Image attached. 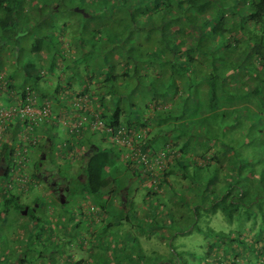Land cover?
<instances>
[{
	"label": "trees",
	"instance_id": "obj_1",
	"mask_svg": "<svg viewBox=\"0 0 264 264\" xmlns=\"http://www.w3.org/2000/svg\"><path fill=\"white\" fill-rule=\"evenodd\" d=\"M41 1L42 6L39 0H0V40L13 44L8 51L10 60L5 64H1L0 60V102L17 113L7 123V142L0 153V163L4 161L6 166L11 164L5 175L0 176V215L17 212L21 208L19 197L12 192L13 187L5 185L9 176L17 171L30 173L33 155L44 148L42 143L51 144L52 138L45 136L46 130L42 131V127L57 124L65 118L58 110L81 107L85 117L99 119L104 124L92 131L95 134L103 130L105 141L109 142V146L96 145L97 150L93 149L83 157L82 179H79L82 185L77 193L85 200L99 203L96 202L97 198L101 199L106 191L108 198L118 193V189L114 190L113 182L104 183L107 177L104 169L114 166L118 159L134 176H145L143 182L150 184L149 195H160L161 201L164 200L165 204L171 202L174 208L179 207L176 202L173 199L167 201L162 196L164 186L175 191L173 177L179 176L185 180L193 177L194 184L186 192L193 196L194 206L191 210L196 220L205 216L210 225L211 218L221 215L229 225H238L229 232L208 226L215 243L208 246L207 263L242 264L244 258L249 262L255 260L256 264H264V197L261 192V179L264 176L261 174V163L264 156L260 158L264 153V0H90L92 5L97 4L103 16V28L98 29L97 33L104 32L111 38L96 42L99 49L88 47L75 34L70 37L59 35L52 39L37 32L30 38L31 29L46 24L49 16L61 6L62 0ZM90 3H86V9ZM56 4L57 7H54ZM26 5L32 8L31 14L19 16L18 8ZM86 17L90 18V15ZM21 23H26V26ZM27 26L31 29H27ZM79 26L78 22L74 23L71 31L77 32ZM142 32L146 33L145 40L133 45V52V47L129 49L126 43L140 38ZM28 37L32 40L30 43ZM25 40H28L30 51L40 59L41 67L48 64L52 72L61 69L58 76L54 75L57 83L53 92L49 89V80L45 81L47 89L39 86L46 74L44 70L37 73L30 67L32 69L22 73L21 69L15 68L19 59L14 56L18 50L14 44ZM144 44L151 45L148 48L150 55L146 57L139 54ZM155 57L160 59L156 60ZM156 64L159 72L155 77L160 80V85L164 82L166 85L161 91L153 89L157 107L149 108V115L138 120L133 118L132 112L128 113L125 107L127 95L120 89L124 87L125 92L134 93L143 78L139 75L141 68L144 66L152 72ZM192 87L196 90L190 103L187 90ZM107 98L111 100V105L106 104ZM29 103L41 111L47 105L51 106L50 115L35 114L31 117L32 121L29 118L20 121L18 110ZM129 106L137 110L135 103L129 102ZM181 108L183 111L180 112ZM221 118L228 127L219 124ZM29 122L33 124V139L27 143V153L22 155L24 166L17 167L12 162L11 142H19L16 136ZM154 124L158 128L162 125L166 127L156 133V138H162L156 147L150 140L141 145L144 153L152 155L148 157L152 165L149 170L143 163L126 158L130 151L121 146L114 136L125 130L128 133L135 131V138H141L151 134ZM229 127L233 130L226 133ZM83 132V128L82 131L70 132L68 140L58 150L61 152L60 158L76 159V150L80 145L91 142L90 138L86 140L82 136ZM168 136L172 138L169 143L166 142ZM197 141L201 142L199 150L194 149ZM202 144L208 145V148L201 147ZM158 151L165 153L163 160L167 163L161 172L157 168L158 159L154 158ZM39 161L44 162L41 155ZM197 184H207L200 195L194 193ZM161 201L156 206L161 208L160 212L164 209ZM124 202L121 208L127 210L126 221L132 223L131 218L138 220L133 225L137 234L142 235L145 217L136 213L133 204ZM100 209V214L98 209L96 211L99 215H106L109 219L115 216L103 206ZM166 209L169 216L172 209ZM80 212L83 213V210ZM246 222H260V225L251 232L245 227ZM169 224L166 223V227L170 230L177 223ZM106 226L112 227L113 224L110 222ZM64 232L67 235H63L61 242H56L63 264H90V259L75 261L74 256L67 253L73 246L70 239L78 236V233L69 225L65 226ZM167 236L165 234L162 239L167 240ZM207 236H210V232ZM247 238H251V246L244 249L243 242ZM30 239L33 238L30 236ZM41 241L45 242L46 239ZM108 241L101 239L92 243V247L105 249L99 254V259L103 258L107 264H116L117 256L122 254H136L139 258L143 255L135 248L127 251L128 246L123 240L112 244ZM74 246L80 247V244ZM65 247H68L67 250ZM194 259H189L191 263H181L175 258H163L157 262L145 259L132 264H196Z\"/></svg>",
	"mask_w": 264,
	"mask_h": 264
},
{
	"label": "rangeland",
	"instance_id": "obj_2",
	"mask_svg": "<svg viewBox=\"0 0 264 264\" xmlns=\"http://www.w3.org/2000/svg\"><path fill=\"white\" fill-rule=\"evenodd\" d=\"M39 1L40 5L42 6L43 1ZM50 1L53 2L54 0ZM89 1L90 0H62L61 6L57 9V11L49 16V18L45 21L46 24L38 25L34 29H31L30 26L26 27L27 29L30 28L32 31H30V38H33L37 34V32L42 33V35L48 36L52 39L54 37H58L59 35L70 37L75 34L76 38L82 39L88 47L91 46L93 49H99L100 47L96 45L98 44L96 42L99 41V43H101L104 39L111 38L108 37V35L104 32H100L99 34L97 33L98 29L103 28V24H101L103 16L99 11V7L97 6V4L92 5V3H90ZM86 3H90L88 9H86ZM54 7H57V4ZM76 7L84 9L86 14L76 12ZM31 11L32 8L29 5H26L20 6L17 13L19 16L21 15L26 17V15L31 14ZM87 15H90V18L86 17ZM77 22L78 26L80 25V30H78L77 32H72L71 27H73L74 23ZM21 24L22 26H26V23ZM47 24H50L51 26H48ZM138 24H141V19L138 20ZM231 26L232 28H234L233 24H231ZM142 33L143 34H141L140 38L133 39V41L126 43L129 49L133 47V52L135 51V44L137 45L141 41L145 40L144 36L146 35V33ZM27 41L28 40H25V42L18 41L17 45L16 43L14 44L16 48H18L14 55L19 59V61H17L16 63L20 64H15V68L21 69L22 73H24V71H26L27 69L32 68L33 71H36L37 73L41 70H44L46 74L43 78H41L43 80L40 81L39 86L43 89H47L48 85L45 83V81L49 80V89H51V92H53L55 84L57 83V79L54 78V75L58 76L61 69L52 72L48 64L43 65L44 67H41L42 63L39 61L40 59L38 60L36 58L37 56L30 51L31 48L28 42L30 43L32 40L30 39L28 42ZM11 45L13 44L3 43V41L0 40L1 64H5L6 61L10 60L8 51ZM144 45L141 48V52L139 54L146 57V55H150L148 53V48H150L151 45ZM155 59L159 60L160 58L155 57ZM29 63H32L35 66H30L31 64ZM152 69L153 71L149 72L144 68V66L141 68L139 75H141L143 78L141 79V85L135 88L134 93L130 94L129 92H125L126 88L124 87L120 89L127 95L125 98V101H127V106L125 107H127L128 113L132 112L133 118H138V120L146 118L150 113V109H154L155 107H157V103L155 101V90L153 89L155 88L157 89V91H161L160 89H164L166 85L165 82L163 85H160V82H158L160 80H157L155 77L157 72H159L157 70V64ZM49 71L52 72V76L51 72ZM66 73L70 72L66 71ZM52 83L54 84L53 87ZM195 90V87L188 88L187 96H189L190 99L192 96H194L193 94ZM141 91H143V94L141 93ZM62 97L64 98L65 96L63 95ZM105 102L108 105L112 104L111 100L108 98ZM129 102L135 103L137 105V110L130 109ZM192 102L193 99H191L190 103ZM181 111H183V108H181L180 112ZM58 112L60 115L68 118L64 119L67 122L70 121V126L75 123L74 117L76 115H80L81 118L78 122H82V125L80 126L81 131L82 128L84 131L82 136L86 140L90 138L91 144H88L89 147H87V144H85V146L80 145V147L76 150L78 151L77 157L73 161H71L68 157L60 158L59 154L61 152H59L58 150L60 149L61 144L63 145L68 140L70 134L69 128L64 124L63 120L60 122H56L57 124H48L42 127V131H44V129L46 130L45 136L51 137L52 140L50 145L48 143H42V146L44 148L38 149L37 154L33 155L31 173L36 172L38 164L40 162V155L41 153H45V155L47 156V161L43 162V164L41 165V169L53 165L52 169H54L55 175L60 178H66L65 181L69 182V186H67L69 193L66 195L67 198L64 197V201L66 200L65 202H59L57 200V197H55L50 192L49 187L44 185L45 183H43V181L39 182V187L37 189L32 190L28 193H20L19 191L15 190V194L19 197V201L21 204L32 205L33 202H36V200L39 199L37 203L41 204V206L36 212L30 210V216H25V214L20 212H10L8 215H0V261H2V254L4 253H9V258L11 256L16 257L17 254L21 255L22 253H25L24 255L28 256L27 263L25 264H38V262L41 263L47 259L49 252L48 249L53 246L56 250V264H63V260L60 258L59 250H57L58 246L56 242H61L63 239V235H67L64 230L65 226L69 225L72 230L75 229V232L78 233V236L70 239V241L73 242V246L67 251L68 254L71 253L74 256L75 261L82 258V260L84 261L90 259L88 260L91 261L90 264H93V260L94 264H97L98 262V264H107L103 258L99 259V254L101 252H104L105 249L101 250L98 247H92L93 242L104 239L109 240L108 243L111 242L110 244L123 240V242H125V244L128 246L127 251L134 250L135 248L137 251H141V253L143 254L141 258H139L136 254H122V256H117L116 264H132V262L134 261L136 263H139L142 262L141 260L145 259L157 262L163 258H166L167 260L169 258H175L177 260H180L181 263H191L189 259H191L192 257L195 258L194 260L196 261V264H208V246L210 243H215V239L213 234L211 233L210 228L229 232L238 225L237 223L236 226L229 225L227 220H223L221 218V215L210 219L212 220L210 222L211 227L209 225V222L207 221L208 218H206L205 216H201V219L196 220L191 210V208L194 206L192 203L193 196L189 192H186V189L194 184L192 182L193 177L192 179L190 177L187 180L182 179V177L179 176L173 177L172 181L174 182L175 191L171 190L167 186H164L162 192V196L164 197V199H166L167 201L173 199L174 202H176V205L180 207L174 208L171 202L165 204L164 200L161 201L160 195H149L150 192L148 193V188L150 189V184L148 185L143 182L145 176L140 177V174H136V176H134L132 172L128 171L127 167L121 164L120 160L118 159L117 162H115L114 166H110L104 169V171L107 173V177L105 179L106 182L104 183L109 184L110 181L113 182V184L115 185L114 190L115 188L118 189V193L113 195L112 198H108V193L106 191V194H103L101 199L100 197L97 198L96 202L99 201V203L93 204L91 200V202H89L88 200L84 199L85 197H82L79 193H77V191L80 192L79 189L82 185L79 180L82 179V155L85 154L86 149L91 148L93 144L104 147L109 146V142L105 141L106 136L104 135L105 132H103V130H98L95 132V134L93 133L91 128L93 120L91 118H85V113L82 111L81 107H75L73 109L64 108L58 110ZM218 122L219 124H223L224 126L228 127L226 124L227 122L224 121L223 118H221ZM230 123H228L229 126L231 125ZM152 127L154 129L152 130L153 135L151 137L156 135L159 129H164L166 125H162L158 128L157 126L155 127L154 124ZM260 128H262V126H260ZM231 130H233L231 129V127H229L228 129L226 128V133ZM232 137L235 138V136ZM171 139L172 138L168 136L166 142H171ZM145 141H149V135L141 138H136L134 142L136 145L135 147L139 146V142L141 143ZM48 145L50 146L49 150H47L46 148ZM200 145L201 142L197 141L196 143H194V149L199 150ZM201 147L208 148V145L202 144ZM263 156L264 153L261 154L260 158H262ZM261 165V174L264 175V159H262ZM48 173L49 172H45V174ZM191 173L193 175V171ZM206 187L207 184H197V189L195 187L194 193L198 192L197 195H200L201 192H204L203 189H206ZM126 188L128 189V191H126ZM181 192L184 193L178 195ZM261 192L263 194L262 196L264 197V176L261 179ZM125 195L127 197H130L131 200H135L133 207L137 212L140 213V216H145L146 218V222L143 225L144 231L142 235L137 234L135 229L136 226L133 225V223H136V221L138 220L131 219V221L133 222L130 223L125 219V217L127 216V210L125 211L123 208H121V204L123 201H125L124 203L126 204L130 200L128 198L124 199ZM144 201L149 202L148 206L146 203V208L144 207ZM160 201L164 204V209L161 212V208L156 207L158 206L157 204ZM94 205L99 210V214L101 213L100 207L103 206L105 210L108 211L109 209L113 214H115V216L113 218L110 217L109 219L106 217V215L103 216L97 214V209L94 207ZM108 205H110V208H107ZM165 207H169L170 209H172V212L169 216ZM81 209L83 210V213L80 212ZM131 215L134 216V214L132 213ZM149 215L151 217H149ZM174 221L177 223L175 228L171 227L170 230L167 229L166 223H173L174 225ZM110 222H112L113 226L107 228L106 225ZM162 225L165 226V229H163L164 227ZM258 225H260V222L245 223V227L247 229H250L251 232L256 231ZM177 227H180L181 229H177ZM208 232H210V236H207ZM165 234L169 236L167 240L162 239ZM30 236L33 239H30ZM41 239H46V241L40 242ZM51 239H53V241H50ZM249 239L251 238H247L245 242H243V246L245 247L244 249H248V247L251 246L249 244ZM112 240H114V242ZM76 244H80V247H75L74 245ZM85 247L87 248V250H85ZM67 248L68 247H65L64 249L67 250ZM40 252L43 253V255H41ZM242 259L244 260H242V264L257 263V261L255 260L253 262H249L250 260L246 261L244 258ZM95 261L97 263H95ZM48 263V260H46L45 264ZM0 264L3 263L0 262Z\"/></svg>",
	"mask_w": 264,
	"mask_h": 264
},
{
	"label": "built area",
	"instance_id": "obj_3",
	"mask_svg": "<svg viewBox=\"0 0 264 264\" xmlns=\"http://www.w3.org/2000/svg\"><path fill=\"white\" fill-rule=\"evenodd\" d=\"M31 100V99H29ZM81 101V100H80ZM83 102V101H81ZM79 102V104L81 103ZM34 103V102H33ZM78 103H76L77 106H79ZM51 106L47 105V107L45 108L44 111H41L39 109L36 108L35 105H32L31 103H29L28 105H26L24 108L19 109L18 113L21 114L20 116V121H25L26 118H29L31 120V117H33L35 114L38 115H43V116H49L51 113ZM16 110L15 109H9L8 107L2 105V103L0 102V153L3 150V147L5 145V143L7 142V135H8V127H7V123L10 122L12 119L15 118L16 116ZM81 118L80 115H76L74 117V124L72 126H70V121L67 122L64 117L62 119L59 120L64 122V124L70 128V132L75 131L80 129V126L82 125V122H78L79 119ZM86 118V117H85ZM32 121V120H31ZM103 123L99 120V119H95L93 120L92 124H91V128L92 129H97L99 127H103ZM32 131H33V124L32 122H29V124L21 129L18 134H17V139H18V143L13 144V152H12V161H14L15 165L18 167V165L20 167L24 166L22 162V155L23 153H27L26 147H27V143H29L31 141L32 138ZM135 137H136V133L135 131H132L130 133H128L125 130H122L118 133L117 136H114V139L116 141H118L122 146L126 147L127 150H129L130 152H128L127 157H129L130 161H134L136 163H143V166L145 165V167H147V169L151 170L152 165L150 163V161L148 160V157H152L151 154L149 153H144L141 149V145L144 144L145 142H139V146L135 147ZM22 143V144H21ZM164 156L165 153L162 151H158L157 155L154 158H157L158 160H156L157 164H159L158 171H163L161 169H164L166 167V162H164ZM25 160V157H24ZM154 167V166H153ZM19 170V169H18ZM21 170V169H20ZM157 171V172H158ZM151 172V171H150ZM151 175V174H150ZM12 180L13 182L20 184L21 186H25L26 181H27V176L26 173H22L21 171H17L16 173L12 174ZM10 185V183H8Z\"/></svg>",
	"mask_w": 264,
	"mask_h": 264
},
{
	"label": "flooded vegetation",
	"instance_id": "obj_4",
	"mask_svg": "<svg viewBox=\"0 0 264 264\" xmlns=\"http://www.w3.org/2000/svg\"><path fill=\"white\" fill-rule=\"evenodd\" d=\"M49 145L46 147L47 150H49ZM41 157L44 161H47V156L45 155V153H41ZM4 165L5 163L2 162L0 163V171H3L1 169V166ZM43 164V162H39L38 164V168L36 170V174H37V179H39L40 181H43V183H45L44 185L48 186L50 189V192L57 197V200L60 202H64V197L66 194H68V187L69 186V182H66L65 179L66 178H60L57 177L55 175L54 169H52L53 165H50L49 167H44L43 169H41V165ZM45 172H49L48 174H45ZM21 204V203H20ZM41 204L36 202H33L32 205H23L21 204V208L19 209L20 213L25 214V216H30L29 211L32 210L33 212H36L39 208H40ZM15 212V211H12ZM48 252V257L46 260H48V264H53L55 263V250L54 247L51 246ZM25 253L17 254L16 257L11 256L9 258V253H4L2 254V261H0L3 264H25L27 263V255H24ZM41 255H43V253L40 252ZM61 256V255H60ZM58 259V258H56ZM12 260V261H11ZM45 264V261H44Z\"/></svg>",
	"mask_w": 264,
	"mask_h": 264
},
{
	"label": "clouds",
	"instance_id": "obj_5",
	"mask_svg": "<svg viewBox=\"0 0 264 264\" xmlns=\"http://www.w3.org/2000/svg\"><path fill=\"white\" fill-rule=\"evenodd\" d=\"M15 135H13V137H14ZM138 138V137H137ZM136 139V138H135ZM88 144L90 143V142H87ZM13 142H11V145H12V148H13ZM87 144V145H88ZM91 144V143H90ZM122 146V145H121ZM87 147H89V145L87 146ZM126 148V147H125ZM93 149H95V150H97V147H96V145H92V147L91 148H88V149H86V152H85V154H83L82 155V159H83V157H84V155L86 156L91 150H93ZM127 149V148H126ZM78 154V151H76V155ZM59 156H61V155H59ZM11 157H12V155H11ZM83 161H85L84 159H83ZM2 162H4V161H2ZM1 162V163H2ZM13 162V161H12ZM11 162V163H12ZM5 163V162H4ZM2 165V164H1ZM11 164H9V166H10ZM82 165V164H81ZM9 166H6V163L4 164V165H2L1 166V169L3 170V175H1V176H4L5 175V173L8 171V168H9ZM27 174V173H26ZM27 181H26V184H25V186H21L20 184H17V183H15V182H13V180H12V175L11 176H9L10 178H8L7 179V183H6V185L5 186H7V187H13V190H12V192H14L15 193V190H17V191H19L20 193H28V192H30V191H32V190H35V189H37L38 187H39V182H40V180L39 179H37V174H36V172L35 173H31L30 172V174L28 173L27 175ZM8 183H10V185L8 184ZM29 183V184H28ZM145 184H147L146 182H145ZM15 187V188H14ZM126 191H128V189L126 188ZM67 195V194H66ZM65 195V197L67 198V196ZM127 195V194H126ZM124 196L125 197V199L126 198H128L127 196ZM64 199V198H63ZM66 201V200H65ZM64 201V202H65Z\"/></svg>",
	"mask_w": 264,
	"mask_h": 264
},
{
	"label": "crops",
	"instance_id": "obj_6",
	"mask_svg": "<svg viewBox=\"0 0 264 264\" xmlns=\"http://www.w3.org/2000/svg\"><path fill=\"white\" fill-rule=\"evenodd\" d=\"M153 128V127H152ZM153 134H152V132H151V134H149V140L151 141V142H154L155 144H154V146L156 147V145H158V143H160L161 142V140H162V138L160 139V137H158V138H156L157 137V135H154L153 137H151ZM160 141V142H159ZM158 142V143H157ZM88 146V145H87ZM171 180V179H170ZM128 199H130L129 201H128V203H130V204H134V201L135 200H131V198L130 197H128ZM146 200V199H145ZM145 202V208L148 206V203L149 202H146V201H144ZM146 203H147V206H146ZM137 213H139V212H137ZM139 215H140V213H139ZM146 216H148V215H146ZM145 217V216H144ZM149 217H151L150 215H149ZM154 217H155V215H154ZM131 219H134V218H131ZM146 219V218H145Z\"/></svg>",
	"mask_w": 264,
	"mask_h": 264
},
{
	"label": "water",
	"instance_id": "obj_7",
	"mask_svg": "<svg viewBox=\"0 0 264 264\" xmlns=\"http://www.w3.org/2000/svg\"><path fill=\"white\" fill-rule=\"evenodd\" d=\"M75 11L76 12H79V13H82V14H86L85 10L84 9H81L79 7H76L75 8ZM0 175H3V171H0Z\"/></svg>",
	"mask_w": 264,
	"mask_h": 264
}]
</instances>
